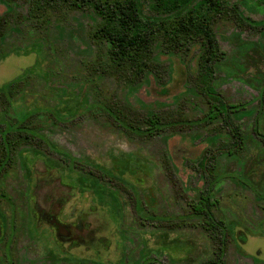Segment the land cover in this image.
Segmentation results:
<instances>
[{
	"label": "rangeland",
	"instance_id": "374dc122",
	"mask_svg": "<svg viewBox=\"0 0 264 264\" xmlns=\"http://www.w3.org/2000/svg\"><path fill=\"white\" fill-rule=\"evenodd\" d=\"M229 1L263 23L228 17L213 23L226 53L213 83L226 101L245 103L232 114L246 135L236 152L224 149L230 134L221 120L138 135L90 109L120 102L176 120L203 116L208 103L189 81L197 70L196 47L167 52L158 43L154 58L168 64L165 83L148 73L133 85L100 73L107 45L93 36L98 16L92 8L60 6L35 17L28 0H0V121L9 111L19 118L41 109L28 125L82 161L70 166L34 140L17 144L0 173V264H143L147 258L201 264L213 258L217 239L197 216H187L208 176L198 161L212 153L219 175L212 211L227 227L223 264H264V0Z\"/></svg>",
	"mask_w": 264,
	"mask_h": 264
},
{
	"label": "trees",
	"instance_id": "16d2710c",
	"mask_svg": "<svg viewBox=\"0 0 264 264\" xmlns=\"http://www.w3.org/2000/svg\"><path fill=\"white\" fill-rule=\"evenodd\" d=\"M28 2L29 13L35 17L48 8L55 9L60 6L72 9L92 8L98 16L93 36L107 45L105 58L99 62L100 73L125 77L127 83L133 85L139 84L148 73L153 74L158 82L165 83L168 64L154 58L158 43H161L163 50L167 52L188 53L196 47L197 70L189 74V81L208 103V109L203 116L176 120L171 119L170 116H161L154 109L140 112L120 102L98 103L90 109L107 113L120 128L138 135L158 134L176 124L195 126L221 120L222 127L230 134L224 149L236 152L242 148L246 135L241 125L234 121L232 114L243 108L245 103L226 101L213 83L219 63L226 55L214 30V21L220 17H228L240 24L263 25L250 17L243 16L237 5L231 4L229 0H28ZM3 29L4 20L0 17V39ZM13 84H6L5 92L10 91ZM41 111V109H33L24 112L19 118H14V112L9 111L10 118L0 121L2 138L0 173L3 171L1 174L4 173L5 167L12 163V154L17 144L31 140L45 145L66 160L70 166L82 162L70 152L51 144L44 135L28 125L27 119L34 114H41ZM255 130L258 132L256 125ZM216 159V154L212 153L204 155L198 161L199 167L203 168L208 176L205 177L206 185L197 200L189 201L190 211L187 213L189 217L197 216L202 226L218 242L216 255L201 264H223L225 253L227 227L212 211L213 187L219 179V175H214ZM88 165L94 169L93 172L109 176V172L99 165ZM164 166L171 178H174L175 173L168 159L165 160ZM173 181L176 182L174 179ZM93 189L96 193H100L98 187ZM138 207L141 211V206ZM8 227L13 231V223L10 222ZM154 262L155 260L147 258L143 264H163ZM9 263L13 264L10 260Z\"/></svg>",
	"mask_w": 264,
	"mask_h": 264
}]
</instances>
